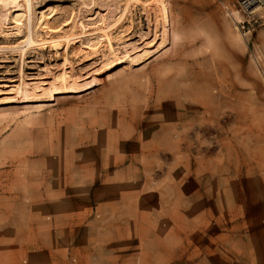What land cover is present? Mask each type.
Here are the masks:
<instances>
[{"label": "rangeland", "instance_id": "1", "mask_svg": "<svg viewBox=\"0 0 264 264\" xmlns=\"http://www.w3.org/2000/svg\"><path fill=\"white\" fill-rule=\"evenodd\" d=\"M238 3L0 0V264H153L155 218L164 264H264V5Z\"/></svg>", "mask_w": 264, "mask_h": 264}, {"label": "crops", "instance_id": "2", "mask_svg": "<svg viewBox=\"0 0 264 264\" xmlns=\"http://www.w3.org/2000/svg\"><path fill=\"white\" fill-rule=\"evenodd\" d=\"M119 175H114L112 178H109L108 181L106 182H101V189L98 191H95L94 193H90L92 196L91 198H104V199H116V198H121L124 197L129 193V190L132 185V179H119ZM121 184L119 188L115 187V184ZM99 184H96L97 186ZM72 188H66L64 189V195L69 196L72 192ZM89 194V195H90ZM83 195V194H82ZM157 222V218L154 219L152 222V227L150 228V240L145 239V242L148 244L149 247H151V241L154 239H161V240H169V243L167 246L162 250V249H157V248H150L151 251L155 254L152 258L154 260L153 264H164L168 262V260H172L176 255L177 250L179 249V244H178V233H177V228H167V227H162L159 228ZM176 227V225H175ZM180 237V236H179ZM131 238V237H130ZM35 248V247H34ZM145 264H149V258L144 259Z\"/></svg>", "mask_w": 264, "mask_h": 264}, {"label": "built area", "instance_id": "3", "mask_svg": "<svg viewBox=\"0 0 264 264\" xmlns=\"http://www.w3.org/2000/svg\"><path fill=\"white\" fill-rule=\"evenodd\" d=\"M238 4L243 15L249 18L256 12L258 7L264 5V0H239ZM240 27L243 29V24Z\"/></svg>", "mask_w": 264, "mask_h": 264}]
</instances>
